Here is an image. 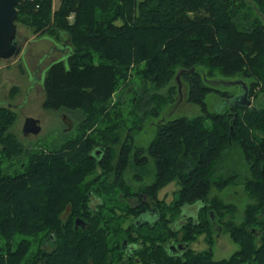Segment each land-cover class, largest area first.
Masks as SVG:
<instances>
[{"label":"trees","instance_id":"obj_1","mask_svg":"<svg viewBox=\"0 0 264 264\" xmlns=\"http://www.w3.org/2000/svg\"><path fill=\"white\" fill-rule=\"evenodd\" d=\"M15 21L39 36L67 38L65 56L46 68L42 106L73 112L79 123L76 135L60 145L28 152L21 170L0 167V264H90L87 256L102 245L104 233L74 229L73 219L90 220L92 188H100L104 202L117 187H130L124 178L128 168L155 199L176 181L170 217L176 218L182 205L200 204L196 221L181 228L182 240L210 234L212 211L237 244L219 260L191 249L166 257L153 247L155 264H264V107L212 112L205 102L212 91L233 96L211 83L216 76L241 74L251 79L248 97L256 89L264 93V0H60L54 10L52 0H21ZM132 77L149 81L151 90H136L126 111L124 99L113 95L125 87L131 91ZM173 77L176 85L169 84ZM182 79L187 101L198 104L201 114L160 119L148 146L135 147L139 123L159 117ZM15 116L12 108L0 106V162L23 152L9 132ZM234 143L248 164L243 189L252 199L239 222L236 205L212 192L238 179L234 171L217 175L223 152ZM99 146L103 150L95 156ZM98 166L103 173L96 175ZM150 175L149 183L144 179ZM159 202L166 215L167 203ZM109 216L99 207L92 217ZM167 227L158 222L159 237L171 234ZM44 241L50 248L45 250Z\"/></svg>","mask_w":264,"mask_h":264},{"label":"rangeland","instance_id":"obj_2","mask_svg":"<svg viewBox=\"0 0 264 264\" xmlns=\"http://www.w3.org/2000/svg\"><path fill=\"white\" fill-rule=\"evenodd\" d=\"M60 0H52V10L56 9ZM254 12V9H252ZM71 14V13H70ZM69 14V15H70ZM68 15V16H69ZM72 21L73 15L69 18ZM16 22L17 37L19 43L22 44V53L15 58L0 59V106H9L15 113V120L9 127V132L13 133L16 140L20 143L23 152L19 156H13L10 160L0 162L1 168H6L7 171L13 173L15 170L22 169V162L27 160V154L33 150H47L52 146H58L67 138L74 137L78 131V117L70 111L66 110H49L42 106L44 99L43 79L48 65L55 59L64 57L63 53L64 42L68 43L65 36L58 37L57 39L49 38L46 36H39L29 26L20 22ZM30 40V41H28ZM61 50H55V48ZM24 50V51H23ZM178 72V68L176 69ZM215 79H222L227 81L242 80L244 82H251V79L236 74L229 77L216 76ZM169 84L176 85L175 78L173 77ZM132 90L129 91L128 87L118 90L113 98L120 95L123 101V108L128 111L131 108L130 97L136 90L147 88L151 90V83L149 81L142 82L132 77L131 79ZM220 90H225L233 95L226 97L217 91L209 92L205 97L207 109L212 112H222L231 106L236 105V96L241 94L242 87L240 84H223L215 85ZM128 90V91H126ZM166 87L159 89L165 91ZM188 84L182 79L180 81V92L174 94L173 100L165 105L159 117L147 116L143 122L139 123V130L133 132V142L135 147H147L152 138L156 134V124L160 119H172L179 116L192 117L201 114L202 110L198 104L187 101ZM252 105L264 107V93L255 90V93L250 95ZM235 107H238L237 105ZM63 113L69 115L73 124L70 130L66 129L63 121ZM27 117H33L40 121V129L36 134L23 133V124ZM129 119V116L127 117ZM130 123V120L128 121ZM124 131H121V139L124 138ZM102 145V144H101ZM116 152L120 147V143L112 146ZM151 174H153L152 162L149 163ZM95 174L99 175L101 172L100 167L95 168ZM133 169L128 168L125 172V179L127 182L132 183ZM217 175H226L229 172L238 173V179L233 184L225 187L221 191L213 189V193H217L226 202H232L236 205L237 211L235 219L239 222L243 217V209L247 202L252 201L243 189V177L248 171V164L243 159L241 148L236 144H231L223 152L221 162L217 166ZM151 176V175H150ZM112 176H109V178ZM149 183L153 177H146ZM135 185L139 183L134 182ZM178 188L176 181L169 182L166 186L159 190L158 196L164 198L169 202L174 197V191ZM199 205V204H198ZM195 204V207H198ZM194 206V205H193ZM221 244H214L213 258H227L230 254L237 249V244L234 243L229 235L225 232L221 234ZM1 244V240H0Z\"/></svg>","mask_w":264,"mask_h":264},{"label":"flooded vegetation","instance_id":"obj_3","mask_svg":"<svg viewBox=\"0 0 264 264\" xmlns=\"http://www.w3.org/2000/svg\"><path fill=\"white\" fill-rule=\"evenodd\" d=\"M57 50L61 49L57 48ZM102 148V146L94 148L95 156L101 154ZM99 173H103V171ZM111 176L110 181L112 182L113 175ZM125 181L127 182L126 179ZM134 182L139 183V181ZM134 182L129 183L130 187H117V194L114 196L113 193L107 195L104 202L99 196L100 188H92L88 192V208L92 216L96 215L100 207L110 214L109 217L115 215L118 217L107 219L109 217L95 218L91 216L90 220L86 221L77 216L73 219L74 229L86 230L90 228L93 235H96V231L104 233L102 234L104 235L102 245H98V247L95 245L91 251V256H87L90 264H155L154 260L157 255L153 247L161 249L166 257L183 256L184 252L191 249L198 253H211L213 258L214 244H221L222 232L228 235L229 233L223 230L222 221L213 215L212 211H209L210 234L202 233L193 241L182 240L181 228L189 221H196L200 204L195 203L199 204L198 207H195V204H193L194 206L182 205L178 216L172 218L169 216L175 211L172 199L169 202L165 201L168 205L166 209L168 213L165 215V211L159 202L160 199L164 198H160L157 193L155 199L149 189L145 191L140 183L135 185ZM77 218L81 219L82 224L76 226ZM159 221L167 224L168 233L173 232L166 239H163L164 236L159 237L158 235ZM230 239L232 240L231 237ZM44 248L45 250L50 248L49 241H44ZM213 260L219 259L213 258Z\"/></svg>","mask_w":264,"mask_h":264},{"label":"water","instance_id":"obj_4","mask_svg":"<svg viewBox=\"0 0 264 264\" xmlns=\"http://www.w3.org/2000/svg\"><path fill=\"white\" fill-rule=\"evenodd\" d=\"M21 0H0V59H11L17 57L22 53V44L19 43L17 37V5ZM24 51V50H23ZM179 78V74L176 75ZM216 85L223 84H240L242 87L241 94L236 96V105L239 107L252 106V100L248 97V85L242 80L227 81L222 79H215L211 81ZM178 91L180 92V82L178 80ZM63 121L66 129L70 130L73 124L72 119L66 113H63ZM40 129V121L33 117H27L23 124V133L36 134ZM76 226L82 224L81 219L77 218Z\"/></svg>","mask_w":264,"mask_h":264},{"label":"built area","instance_id":"obj_5","mask_svg":"<svg viewBox=\"0 0 264 264\" xmlns=\"http://www.w3.org/2000/svg\"><path fill=\"white\" fill-rule=\"evenodd\" d=\"M72 15H73V13H72V14H70L68 17L70 18Z\"/></svg>","mask_w":264,"mask_h":264},{"label":"crops","instance_id":"obj_6","mask_svg":"<svg viewBox=\"0 0 264 264\" xmlns=\"http://www.w3.org/2000/svg\"><path fill=\"white\" fill-rule=\"evenodd\" d=\"M28 41H30V40H28Z\"/></svg>","mask_w":264,"mask_h":264},{"label":"bare ground","instance_id":"obj_7","mask_svg":"<svg viewBox=\"0 0 264 264\" xmlns=\"http://www.w3.org/2000/svg\"><path fill=\"white\" fill-rule=\"evenodd\" d=\"M72 14V13H71Z\"/></svg>","mask_w":264,"mask_h":264}]
</instances>
